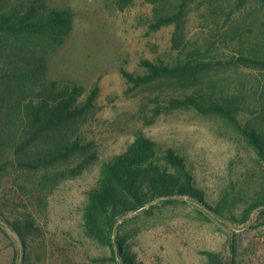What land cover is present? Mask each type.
Returning a JSON list of instances; mask_svg holds the SVG:
<instances>
[{
    "label": "trees",
    "instance_id": "16d2710c",
    "mask_svg": "<svg viewBox=\"0 0 264 264\" xmlns=\"http://www.w3.org/2000/svg\"><path fill=\"white\" fill-rule=\"evenodd\" d=\"M106 1L123 9L134 0ZM146 1L152 4L149 28L173 25L171 47L178 50L173 62L142 59L143 73L120 68L131 90L161 80L176 87L148 98L146 124L181 108L218 115L264 161V0H254L255 15L244 10L249 0ZM194 4L204 6L207 31L191 41L186 23ZM72 27L69 8L47 0H0V226L20 238L21 264H84L68 251L71 244L48 236L47 226L53 190L97 158L94 141L86 140L77 125L95 106L98 81L87 90L75 80L47 76V53L64 43ZM244 186V181L238 188L228 182L209 202L186 157L139 131L124 150L103 161L96 184L86 192L82 232L109 250L89 260L118 262L117 252L120 264H137L131 253L135 235L120 228L127 214L186 203L184 197L208 208L211 213L196 204L220 223L244 225L258 209L264 224V182L250 196ZM231 234L227 255L206 250V264H238L237 228Z\"/></svg>",
    "mask_w": 264,
    "mask_h": 264
},
{
    "label": "rangeland",
    "instance_id": "374dc122",
    "mask_svg": "<svg viewBox=\"0 0 264 264\" xmlns=\"http://www.w3.org/2000/svg\"><path fill=\"white\" fill-rule=\"evenodd\" d=\"M47 1L69 8L73 14L69 36L47 53V76L75 80L87 90L99 83L95 106L77 125L86 140L94 141L97 158L79 175L63 179L51 193L47 226L53 241L71 244L68 251L72 250L84 264H91L89 256L109 253L108 248L84 237L81 207L87 190L97 182L103 161L124 150L139 131L177 148L186 157L209 202L219 198L228 182L238 188L244 181L247 196L259 191V182H264V161L258 160L253 148L222 117L181 108L146 124L151 114L148 98L176 87L161 80L131 90L120 68L143 73L142 59H177L178 50L171 47L174 26L149 28L152 4L134 0L119 9L106 0ZM203 10V5L198 9L194 4L189 12L188 40L199 39L207 31L201 17ZM244 10L246 14H259L254 0H249ZM257 213L254 209L244 225L226 219L220 223L218 218L200 213L198 206L187 200L159 204L148 212L131 211L120 228L135 235L131 253L137 264H206V250L227 255L234 228L239 229L238 264H264V224L259 223ZM19 246L17 235L9 227L0 226V264H17ZM99 264L120 263L108 260Z\"/></svg>",
    "mask_w": 264,
    "mask_h": 264
},
{
    "label": "water",
    "instance_id": "95a60500",
    "mask_svg": "<svg viewBox=\"0 0 264 264\" xmlns=\"http://www.w3.org/2000/svg\"><path fill=\"white\" fill-rule=\"evenodd\" d=\"M186 200H190L188 197H184ZM195 204H197L198 206H200L201 208H203L204 210H206L207 212L211 213V211L206 208L205 206L201 205L200 203L196 202V201H193ZM128 215V214H127ZM122 220V219H120ZM4 223V221H2ZM239 230V229H237ZM17 240L18 242L20 243V253H19V258H18V263L17 264H21L22 262V249H23V246H22V243L20 241V238L17 236ZM114 248L117 250V247L116 245H114ZM116 257H117V260L120 262V257L118 256V253L116 252Z\"/></svg>",
    "mask_w": 264,
    "mask_h": 264
}]
</instances>
